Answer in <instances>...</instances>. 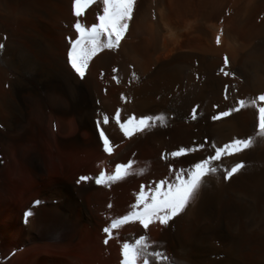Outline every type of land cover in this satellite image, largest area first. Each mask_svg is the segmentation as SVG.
Instances as JSON below:
<instances>
[{
  "label": "bare ground",
  "instance_id": "obj_1",
  "mask_svg": "<svg viewBox=\"0 0 264 264\" xmlns=\"http://www.w3.org/2000/svg\"><path fill=\"white\" fill-rule=\"evenodd\" d=\"M101 9L94 0L79 22L90 27ZM76 22L72 0H0V264H121L117 249L142 235L150 264H264V138L251 104L264 94V0H136L120 46L93 57L84 81L66 65ZM237 99L242 109L211 120ZM117 112L164 119L124 137ZM248 137L223 161L244 169L210 180L169 226L103 231L133 210L141 186L151 192L212 144ZM180 147L194 151L172 157ZM129 161L120 180L95 183Z\"/></svg>",
  "mask_w": 264,
  "mask_h": 264
},
{
  "label": "snow or ice",
  "instance_id": "obj_2",
  "mask_svg": "<svg viewBox=\"0 0 264 264\" xmlns=\"http://www.w3.org/2000/svg\"><path fill=\"white\" fill-rule=\"evenodd\" d=\"M94 3V0H72L73 15L77 18V22L73 25L75 30V38L68 39V48L66 53V65L74 74L75 78L84 81L86 77V69L89 61L104 50L116 51L120 46L121 40L129 28V23L133 17L136 0H100L102 9L96 15L95 23L90 27H86L79 22L82 11ZM216 43H220L219 36L216 37ZM2 47V45H0ZM228 61L225 57L224 64ZM115 71V69H113ZM228 75V73H225ZM115 79V77H113ZM227 99V96H225ZM256 106L255 129L264 138V94L257 96L251 101ZM246 104L244 99H237L233 108L221 110L213 114L210 118L213 121H220L230 116L234 111H239ZM215 107V105H214ZM194 111V110H193ZM195 118V116H193ZM162 116H128L121 120L119 112L116 113L115 122L119 126L124 137H132L134 133H140L154 126L156 121L163 123ZM110 117L103 115L102 120H96V128L99 133V139L102 141L105 152H110L109 139L105 132L101 130V124L107 125ZM252 142V137L248 138H232L229 142L222 146L211 145V151L205 157L193 162L188 167H181L173 172L171 180L161 179L155 184L151 192H145L144 186L140 187V191L136 196L135 204L131 205L132 211L123 215L119 219L111 222V228H117L121 224L129 221L137 222L142 229L147 230L150 225L156 223L160 226H169L170 222H174L175 218L185 213V210L200 196L201 192L208 186L210 180L219 181L221 178L228 181L235 174H238L245 165L243 162H236L231 166L223 164L224 159L242 153ZM204 144H200L199 148L203 149ZM193 148L180 147L176 151H172L170 155L174 158L186 156L193 152ZM131 166L119 163L115 166V172L106 176L101 171L95 178V183L101 185L106 181H118L122 178V171ZM91 178L88 176L79 177L77 183L87 182ZM27 215V214H26ZM105 233H109L110 229L105 227ZM105 243L108 241L105 240ZM147 237L142 235L135 240L134 243L124 242L120 255L122 256L121 264H150L148 256ZM155 256L156 253H151Z\"/></svg>",
  "mask_w": 264,
  "mask_h": 264
},
{
  "label": "rangeland",
  "instance_id": "obj_3",
  "mask_svg": "<svg viewBox=\"0 0 264 264\" xmlns=\"http://www.w3.org/2000/svg\"><path fill=\"white\" fill-rule=\"evenodd\" d=\"M83 164H85V163H83ZM83 164H82V166H83ZM100 166V163H98L97 164V167L95 168V173H99L100 172V170H99V167ZM56 179V177L55 176H50V178H48V179H46L45 180V182H44V184H49V183H51V181H54ZM114 208H115V205H114ZM112 209H113V207L112 206H110L107 210H111L112 211ZM107 210H106V212H107ZM115 212V211H114ZM114 213H108V215L107 216H110V215H113ZM24 217V216H23ZM111 226V223L108 225V224H106V226L105 227H110ZM120 226H123V224H121ZM119 227V226H118ZM105 235L103 234V237H104ZM103 238L101 237V238H99L98 239V242H97V245H98V243H99V246H101V247H103V248H106V244L107 243H103V241H105V240H108V238H106V237H104V239L105 240H102ZM120 250L121 249H117V254H119L120 253ZM121 256V255H120ZM121 258H122V256H121Z\"/></svg>",
  "mask_w": 264,
  "mask_h": 264
}]
</instances>
